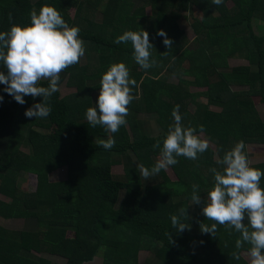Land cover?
<instances>
[{"label": "trees", "instance_id": "obj_1", "mask_svg": "<svg viewBox=\"0 0 264 264\" xmlns=\"http://www.w3.org/2000/svg\"><path fill=\"white\" fill-rule=\"evenodd\" d=\"M135 1L141 6L135 8L131 0H0V32L12 24L30 25V12L48 5L70 27H78L85 42L79 63L60 73L47 118L24 115L42 97L25 96L20 105L0 84V196L8 199H0V222L14 228L0 224V264H56V259L63 264H94L98 258L100 264H247L242 254L249 246L235 248L239 238L235 230L217 225L215 237L201 232V223L210 227L214 221L202 214L203 204H192L191 196L193 184L200 186V199L213 187L209 169L222 170L217 149L219 158L241 140L245 146L264 149V122L251 101L258 97L264 108V35L251 29L252 19L264 21V0H223L220 5L213 0ZM76 3L71 19L68 12ZM193 7L200 11V20L192 17ZM186 17H191V42L179 27ZM141 29L149 34L156 61L147 70L135 63L130 42L114 43L125 31ZM160 30L173 41L171 48L157 35ZM235 56L243 57L247 65L229 67L226 59ZM115 63L129 69L136 98L128 105L127 123L111 134L93 128L85 111L95 107L102 74ZM0 72L7 74L2 63ZM192 87L205 91L195 93ZM62 88L68 90L63 96ZM197 95L206 102H196ZM192 104L194 113L189 110ZM175 105H180L184 126L198 133L203 126V138H210L215 149L209 146L196 160L177 157L178 163L170 166L176 183L164 170L145 180L136 164L151 168L159 157L153 145L163 139L145 120L150 116L166 131L173 123ZM143 125L151 128V135ZM110 135L116 141L112 149L96 144L97 138ZM111 153L122 160L125 183L111 178ZM251 167L264 172V163ZM57 170L65 171V179L51 181L50 174ZM27 175L35 176V188L21 192L17 183ZM260 187L264 189V176ZM180 207L186 208L190 230L177 233L170 216ZM154 243L160 245L158 250ZM234 251L240 259L232 257ZM141 253L148 254L143 262Z\"/></svg>", "mask_w": 264, "mask_h": 264}, {"label": "clouds", "instance_id": "obj_2", "mask_svg": "<svg viewBox=\"0 0 264 264\" xmlns=\"http://www.w3.org/2000/svg\"><path fill=\"white\" fill-rule=\"evenodd\" d=\"M222 2L213 0L214 5ZM29 16L30 25L12 24L8 31L0 32V63L7 70V74L0 72V84L6 86L3 91L20 105L25 104V96L42 97V102L27 108L24 115L27 118H47L52 110L49 100L59 90L60 73L79 63L85 55V42L79 38L80 29L70 27L52 6L44 5L39 11L33 9ZM9 21H12L11 14ZM157 35L163 38L166 48H171L173 41L163 30ZM129 42L137 65L144 70L155 65L150 51L153 45L146 31H125L114 40L116 44ZM41 81H47V87L41 86ZM99 85L96 105L86 109L85 118L93 128L99 126L115 134L127 123L128 105L136 98L133 95L136 81L130 78V71L124 63H115L102 74ZM179 109L180 105L174 106L171 113L173 123L166 131L156 126L155 119L151 123L155 135H162L163 139L153 145L154 149H159V158L151 168L136 164L145 180L176 165L177 157L196 160L199 154L209 149L210 138H201L203 126H200L199 133L196 128L185 127ZM96 144L110 150L116 141L110 135L107 139L97 138ZM245 147L241 140L225 151L222 158H219L220 149H217V164L222 170L209 169L214 176V184L211 189H205L207 195L203 202L198 194L200 186L193 184L191 200L192 204H203L202 214L214 221L210 227L201 223L202 233L215 237L217 225L225 226L230 232L235 230L239 233L235 248L239 250L245 244L249 246L245 253L248 264H264V189L260 187L264 172L250 166ZM130 156L135 163L136 157L131 153ZM188 218L186 208H178L177 213L170 216L172 228L177 233L190 230L185 222ZM165 235L169 237L170 233ZM232 257L240 259L237 251L232 253Z\"/></svg>", "mask_w": 264, "mask_h": 264}, {"label": "rangeland", "instance_id": "obj_3", "mask_svg": "<svg viewBox=\"0 0 264 264\" xmlns=\"http://www.w3.org/2000/svg\"><path fill=\"white\" fill-rule=\"evenodd\" d=\"M77 3L76 5H74L73 9H71L68 12V16L72 19L74 17L75 14V9L77 8ZM226 7H230V2L226 3ZM147 16H151V9L147 8L145 11ZM191 15L193 18L200 20L201 19V13L198 9H196L195 7L192 8L191 10ZM191 17H186L183 18L181 21H179V27L181 30H183L186 33V38L188 39L189 42H191L194 39V34L192 29L190 28V20ZM251 29L252 32L257 35V36H263L264 35V21H260V20H256V19H252L251 21ZM226 63L227 65H229V67H234V66H238V65H247V61L243 58V57H232V58H227L226 59ZM183 68H186L188 66L187 62L183 63ZM173 81L176 83L178 81L177 78H174ZM71 90H69L70 92ZM192 92L195 93H201L203 91H205L204 88H197V87H192L191 88ZM68 93V90L65 88L60 89V94L63 96L65 94ZM194 100L198 103H204L206 102V99L201 97V96H196L194 98ZM253 105H254V109L259 117V119L264 122V108L261 106L260 102H259V98L258 97H252L251 99ZM190 110L192 113H194L196 111V107L194 104L189 106ZM212 110L217 111L218 109L216 107H211ZM144 128V132H146L147 134L151 135L149 132V129H147L146 126L143 125ZM203 138V136L201 137ZM211 148L215 149L214 146H212L210 144ZM245 153L249 159L250 162V166L251 165H258V164H262L264 163V149L263 147L260 146H255V145H247L245 147ZM159 158V157H158ZM110 167H111V178L115 181V182H122L125 183L126 182V177H125V173H124V166L122 163V160L119 156V154H115V153H111L110 154ZM65 171L64 170H57L55 172H53L52 174H50V180L51 181H61L63 179H65ZM164 174L167 176V178L169 179L170 182H177V177L174 173V171H172V169L169 167L167 170H164ZM35 176L34 175H27L25 177H23L21 180H19V182L17 183V189H19V191L21 192H30L33 191L35 188ZM0 199H5L8 200L2 196H0ZM206 199V196L203 197L201 199V201L203 202ZM1 226L3 228H7L10 231L13 230V227H9V224L7 223V221H2L0 222ZM154 247L156 248V250H158L160 248V245L158 243H154ZM148 254L147 253H141L140 254V261H144L147 258ZM242 258L243 260L248 264V257L246 256L245 253L242 254ZM100 258H98V260H96V262L94 264H100ZM54 262L56 264H63L64 261L63 260H59L56 259L54 260Z\"/></svg>", "mask_w": 264, "mask_h": 264}, {"label": "crops", "instance_id": "obj_4", "mask_svg": "<svg viewBox=\"0 0 264 264\" xmlns=\"http://www.w3.org/2000/svg\"><path fill=\"white\" fill-rule=\"evenodd\" d=\"M132 2H133V6L135 7V8H138V7H140L141 5H140V2H138V1H133V0H131ZM128 2V1H127ZM152 13V12H151ZM147 16V15H146ZM147 17H149V16H147ZM229 66V65H228ZM238 66H240V65H238ZM62 79V76L60 75V80ZM189 110H190V108H189ZM191 111V110H190ZM152 118L149 116L145 121H147V125H151V123H152ZM145 123V122H144ZM143 123V124H144ZM151 129V128H150ZM150 129H149V132H151L150 131ZM152 133V132H151Z\"/></svg>", "mask_w": 264, "mask_h": 264}]
</instances>
